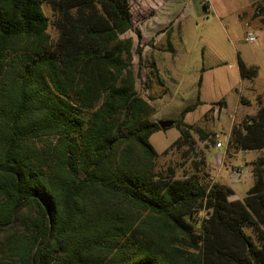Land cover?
<instances>
[{"label":"trees","instance_id":"16d2710c","mask_svg":"<svg viewBox=\"0 0 264 264\" xmlns=\"http://www.w3.org/2000/svg\"><path fill=\"white\" fill-rule=\"evenodd\" d=\"M253 17L264 28V4ZM128 32L141 56L129 0H0V264H264V157L241 200L158 170L150 137L167 128L137 92ZM258 103L228 152L264 149Z\"/></svg>","mask_w":264,"mask_h":264},{"label":"rangeland","instance_id":"374dc122","mask_svg":"<svg viewBox=\"0 0 264 264\" xmlns=\"http://www.w3.org/2000/svg\"><path fill=\"white\" fill-rule=\"evenodd\" d=\"M129 1L134 26L142 34L141 56L136 54L135 33L128 32L125 37L134 42L133 73L137 92L155 109L150 120L175 122L184 108L198 100L202 102L183 118L181 143L171 147L181 137L175 126L150 137L159 154L157 169L172 168L176 178L196 177L212 184L217 183L212 179L218 166L215 160L224 152L225 166L233 162L235 166L244 167L245 160L254 156L252 167L246 165L239 178H235L232 171L227 173L235 190L232 198L241 200L251 183L253 163L264 157V149L239 153L232 159L234 151L228 152L225 138L229 137L233 125L256 114L258 102L264 105V28L259 19L253 17L256 4H264V0L251 10L222 18L211 14L207 17L202 7L196 12H180L185 11L188 1L173 0L174 4L181 5L178 13H183L178 25L180 37L175 34L172 41L176 47L174 57L167 54L173 20L170 21L163 10L169 8L172 0H163L164 3L162 0ZM45 11L52 16L50 9ZM248 32L255 34V43L245 40ZM238 58L247 66L258 68L254 80L241 79ZM200 78L201 86L198 85ZM218 141L223 143L221 149L215 148Z\"/></svg>","mask_w":264,"mask_h":264},{"label":"crops","instance_id":"0c3cea01","mask_svg":"<svg viewBox=\"0 0 264 264\" xmlns=\"http://www.w3.org/2000/svg\"><path fill=\"white\" fill-rule=\"evenodd\" d=\"M187 1H188V4L186 7H184L185 11L182 10L180 12H185L186 14L191 13V12H196L198 10H201L200 8L202 7L205 11L204 14L207 17H208V15L211 14V15H215V16L222 18V17H225L229 14H239V13L244 12L246 10H249V9L251 10L253 5H255L256 3H259L263 0H187ZM162 2H163V0H162ZM168 9H170V10H168ZM168 9H163L164 15L168 19H170V21L173 20V30L170 33V38H169L170 40L168 42L170 52L168 51L167 54H170L172 57H174V55L176 54V47L172 43V41L176 37L175 34H177V37H180V30H179L178 25L180 23L179 19L181 18L183 13H178L179 12L178 9H181V5H179L177 3L174 4L173 0L170 2V6ZM176 22H177V24H175ZM163 54H165V53L163 52ZM160 59H162V57H160ZM210 103H213V102H210ZM215 148H216V145H215ZM239 153H243V152L242 151L234 152L233 154H231V158L234 159L235 156ZM225 156H226V152H224L223 156H219V159L216 158L215 163H217V161H218V166L216 167V172H215L214 176L212 177V179H214V181L217 183H220V184H223V185L230 187L234 193L235 190L231 184L233 181H230L228 179L227 173L229 171H233V169L234 170L238 169L242 173V170L245 168L246 165L248 167H252L251 162H252V160H254L255 157L252 156V158H250L249 160H245L244 167H240V166L233 165V162H231L230 164H226V166H225L224 165ZM210 164L211 163L209 162V165ZM210 168L212 170V167H210ZM250 172H251V170H250ZM253 181H254L253 175L251 172V183H250L249 188L253 185ZM232 197L233 196H231V198H230L231 200H237V199H233Z\"/></svg>","mask_w":264,"mask_h":264},{"label":"built area","instance_id":"2783aa9c","mask_svg":"<svg viewBox=\"0 0 264 264\" xmlns=\"http://www.w3.org/2000/svg\"><path fill=\"white\" fill-rule=\"evenodd\" d=\"M245 40L249 43H255L256 42V36L255 34H253L252 32H248L245 36ZM227 141V138H225V143ZM216 148H221L223 143L221 141H218L216 144ZM232 174L235 178H239L241 176V172L237 169V170H233Z\"/></svg>","mask_w":264,"mask_h":264},{"label":"water","instance_id":"95a60500","mask_svg":"<svg viewBox=\"0 0 264 264\" xmlns=\"http://www.w3.org/2000/svg\"><path fill=\"white\" fill-rule=\"evenodd\" d=\"M173 121L171 120H168V121H159L158 122V125L161 129H166V128H169L171 126H173Z\"/></svg>","mask_w":264,"mask_h":264}]
</instances>
